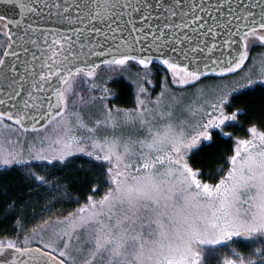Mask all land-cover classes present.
<instances>
[{"label": "snow or ice", "instance_id": "1", "mask_svg": "<svg viewBox=\"0 0 264 264\" xmlns=\"http://www.w3.org/2000/svg\"><path fill=\"white\" fill-rule=\"evenodd\" d=\"M0 5L5 30L0 35L8 39L0 55V123L28 131L29 122L32 131L46 133L27 157L0 153V168L27 169L38 195L56 188L31 165L55 167L84 153V138L74 128L90 134L93 151L87 155L109 165V187L99 200L89 196L75 211L44 220L40 232L52 225L47 239L35 228L36 240L25 236L21 242L19 233L0 239V264H75L73 252L86 255L82 264H208V253L234 237L258 244L256 259L241 257L239 264H264V129L252 124L247 138L235 140L227 171L215 183L201 179L203 172L188 158L215 136L232 137L226 129L243 114L238 107L228 111L234 94L264 90V75H246V83L235 86L224 82L249 59L250 41L264 45V0H0ZM17 10L19 18L9 16ZM129 62L145 70L134 109L114 114L105 105L103 119L91 126L81 112L69 117L78 80L87 83L101 65ZM153 65L163 72L161 92L146 101L143 85L153 83L148 79ZM210 74L221 80L210 97L200 91L199 103L173 96L172 104H164L172 86H192ZM176 109L183 118H174ZM33 243L37 246H29ZM222 264L237 261L226 257Z\"/></svg>", "mask_w": 264, "mask_h": 264}, {"label": "trees", "instance_id": "2", "mask_svg": "<svg viewBox=\"0 0 264 264\" xmlns=\"http://www.w3.org/2000/svg\"><path fill=\"white\" fill-rule=\"evenodd\" d=\"M0 32H3L1 28ZM6 46L7 39L4 35H0V55ZM255 50L263 51L264 45L253 44L249 55ZM246 62L241 69L245 67ZM126 65L127 67L122 68L118 74L97 77L94 95L98 98V105L106 103L105 105L119 108L134 106L137 95L136 75L142 67L135 62H129ZM104 66L108 65L100 66L96 71H100ZM151 72L152 75L149 78L153 83L146 85L150 87L149 91L154 95L161 88L163 72L157 65L152 66ZM216 78L215 75L210 74L201 80L212 81ZM231 104L232 108L228 111L237 107L243 110V114L237 121L226 129L232 133V137L215 136L210 146H204L189 153V163L203 172L201 179L206 182H216L227 171L228 157L232 155L234 142L237 138H245L249 135L247 129L250 125L256 124L264 129V90H242L233 95ZM204 143L208 144V142ZM103 163L86 156H73L64 162L57 161L55 167L44 165V175L55 182L57 187L50 191L41 189L39 195L31 186L32 182L27 178V172L24 170L17 167L0 170V237L15 238L16 233L20 235L22 231L39 227L45 219L67 215L68 211L72 212L88 202L89 196L94 198L99 192L93 191L94 188L104 191L107 188V179L104 177ZM46 204L49 205L47 210L44 209ZM18 220L19 223H17Z\"/></svg>", "mask_w": 264, "mask_h": 264}, {"label": "rangeland", "instance_id": "3", "mask_svg": "<svg viewBox=\"0 0 264 264\" xmlns=\"http://www.w3.org/2000/svg\"><path fill=\"white\" fill-rule=\"evenodd\" d=\"M255 43L260 44L258 41L249 42V50H250V47ZM125 67H127V65H124L122 67H113L110 65L104 66V68H102L100 71L98 72L96 71V75L93 78L88 79L87 83L82 84L81 81L78 80L77 87H76L77 94H73L70 100L68 101L69 117L71 118V113L73 112H77V111L81 112L84 119L88 122L89 126H91V122L94 121L95 119L97 118L103 119L104 106L106 103L98 105L99 103L98 98H95L93 102H91L92 97H95L94 94L96 93V89H95L97 86L96 79L97 77H102V76L110 77L112 75L118 74V72L121 71L122 68L125 69ZM144 74H145V70L143 68H140V71H138L136 75L137 83L135 82L137 93L139 90V86L141 84V77H143ZM246 75L252 79H257L259 76L264 75V50L263 51L255 50L253 54L249 55V59L246 62L245 67L243 69H240V71H238L237 73L227 76L224 82H230L233 86H235L238 83H246V80L243 79ZM149 77L148 79H150ZM219 83H221V80L219 78H216L212 81L200 80L199 83L193 84L192 86H188V87L185 86L183 88H176V87L174 88V86H172L174 89L172 88V91L164 97V104L165 105L172 104L173 96L183 97L184 104H188L194 101L199 103L200 101L198 100L197 94L200 91H204L205 93H208L210 97L211 89L215 85H218ZM143 87L148 89V93L145 96L141 97L142 99H145L146 101H149V100L154 101L161 92V88H159V90L153 95L149 91L150 87H148L146 84H144ZM80 95L84 97L83 101L79 99ZM136 98H137V95H136ZM106 106L112 109L113 113L115 114V111L117 109H121V110L134 109L136 107V102L134 106L131 108H119V107H114L110 105H106ZM174 118L176 119L183 118L180 116L179 109H176V116ZM74 131L77 136L84 138L81 146L85 147V152L84 153H74L72 156L68 157L65 161L71 159L73 156H86L88 158L93 159L94 156L89 157L87 155V152L93 151V149L91 148V140L88 139L90 134L84 129L74 128ZM128 131L129 129H125V134H127ZM103 134H104V131L102 129L100 135H103ZM44 135H46V133L43 131L41 132H35L32 130L25 131L19 125H14L12 124L11 121L5 120L2 123H0V153L6 154L10 152H23L24 156L27 157L30 153V150L33 149V147L35 148L41 147V145L38 143V138L43 137ZM93 138H95V136H93ZM240 139H244V137ZM45 147H47V145H45ZM103 164L105 165V170L103 171L104 177L107 179L106 169L109 167V165L107 162H104ZM31 167L39 175L45 174L44 165L34 163L33 165H31ZM0 170H2V168H0ZM22 170L27 172V169H22ZM108 187H109V184L107 183V188ZM107 188L104 191L100 189L93 199L99 200L105 194V192L107 191ZM85 204H87V202L82 205H85ZM76 209H74L73 211H75ZM69 212L71 211H68L67 214ZM45 220H48V219H45ZM42 224H43V221H42ZM42 224H40L39 227H36L35 229L38 230L39 235H43L44 238L47 239L52 230V225L46 226L45 230L40 232V226ZM32 230L33 229L28 230V231L27 230L22 231V233L19 235L20 236L19 240L22 242L25 236H28L32 238L33 240L38 239L39 236H34ZM0 239H3V237L2 238L0 237ZM29 246H37V245L33 243L32 245H29ZM257 246L258 244L253 243L250 240H246L243 237H234L232 241L228 242L225 246H218L214 251L208 253V264H222V261L226 257L237 261V264H239V259L241 257L244 258L245 260L256 259V257L253 256L252 253H253V250ZM73 258H74L75 264H82L83 260L86 259L87 257L86 255L77 254L73 252Z\"/></svg>", "mask_w": 264, "mask_h": 264}, {"label": "water", "instance_id": "4", "mask_svg": "<svg viewBox=\"0 0 264 264\" xmlns=\"http://www.w3.org/2000/svg\"><path fill=\"white\" fill-rule=\"evenodd\" d=\"M0 7H4L3 5H0ZM9 16L12 18H19L18 16V10L9 13ZM3 22H0V24H2ZM2 29V28H1ZM2 31H5L4 29H2ZM13 31H15V28H13ZM5 38L7 39V37L5 36ZM7 43H8V39H7ZM97 63H99V60L96 61ZM102 66V65H101ZM53 103H55V98H53ZM47 104V101H45V106ZM37 119H39V116H37ZM25 126L28 128V130H32L31 128V124L29 122H26ZM21 127V126H20ZM22 128V127H21ZM24 129V128H23Z\"/></svg>", "mask_w": 264, "mask_h": 264}]
</instances>
